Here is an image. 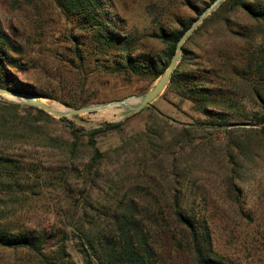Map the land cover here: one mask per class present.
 Listing matches in <instances>:
<instances>
[{
  "label": "rangeland",
  "instance_id": "374dc122",
  "mask_svg": "<svg viewBox=\"0 0 264 264\" xmlns=\"http://www.w3.org/2000/svg\"><path fill=\"white\" fill-rule=\"evenodd\" d=\"M249 1L264 3V0ZM107 2L109 15L122 21L120 31L140 34L150 32L158 24L168 29H182L198 17L209 0ZM210 14L182 44L187 51L186 59L178 64L179 59L175 65L179 70L177 74L184 75L180 85L187 90L203 85L208 88L207 97L212 101L233 100L234 112H222L217 108L212 111L228 125L236 123L245 129L254 128L244 120L259 111L250 94L249 86H253L254 81L252 77L250 82L245 81L238 75L243 60L248 58L244 50L246 44L230 35L217 17ZM229 17L231 29L240 31L246 27L247 18L240 10ZM70 26L50 0H30V3L0 0V27L21 47L19 54H12L19 69L11 68V71L19 81L33 85L43 102L62 109L66 106L60 101L78 94L81 99L89 100L84 105H94L141 95L154 85L156 80L149 88V84L135 78L126 81L109 77L101 72L99 65L90 63L83 67L86 81L79 90L75 63L69 61L71 57L66 50L69 44L64 30ZM162 49L159 43L151 42L136 53L149 51L158 57ZM165 87L149 107L136 113L126 114L115 107L61 121L53 117L54 121L45 123L48 132L64 140H69V130L75 129L83 144L91 129L104 123L120 122L119 128L95 138L97 149L107 154L99 162L97 175H93L94 169L89 174V151H83L82 147L69 159L57 149L15 143L2 146L0 142V153L9 157L0 166V230L38 237L49 233L39 253L0 246V264H95L86 258L89 250L78 227L96 222L99 228L104 225L97 212L104 211L111 201L109 179L115 178L120 153L114 150L126 141L120 161L127 160L131 155L129 142L156 120L155 115L156 121L160 124L166 121L171 127L206 122L191 98H184L176 88ZM0 100L15 103L3 95ZM169 137L165 136L164 140ZM202 137L193 140L192 145H205L204 152L186 149L185 154L192 164L189 178L195 180L197 186L194 197L200 204V213L206 218L213 251L229 264H264V149L251 159L239 158L238 165L232 168L224 156L226 137L222 132L208 131ZM124 167V171L119 172L123 189L133 180L129 165ZM231 178L241 191L238 205L225 199V185ZM188 187L183 190L187 199L192 195ZM159 248L162 264H189L184 254L172 251L169 245L161 243Z\"/></svg>",
  "mask_w": 264,
  "mask_h": 264
},
{
  "label": "trees",
  "instance_id": "16d2710c",
  "mask_svg": "<svg viewBox=\"0 0 264 264\" xmlns=\"http://www.w3.org/2000/svg\"><path fill=\"white\" fill-rule=\"evenodd\" d=\"M26 1L30 3V0ZM50 1L71 24L69 29L64 30L69 44L66 50L71 57L69 61L75 63L78 78L76 86L79 90L86 81L83 67L90 63L99 65L101 72L109 77L126 81L135 78L149 84L150 88L166 68L177 40L191 24L183 25L182 29H168L158 24L150 32L134 34L120 31L122 21L109 15L107 0ZM212 1L209 0L205 8ZM238 10L247 18L246 27L240 31L229 27V16ZM210 16H216L230 35L246 44L244 50L248 58H243L242 73L238 75L245 81L250 82L251 77L254 81V85L249 88L259 111L244 117V120L255 127L245 129L236 123L228 125L212 109L234 112L235 102L230 99L210 100L207 97L209 90L203 85L187 90L180 85L184 75L177 74L179 70L175 68L166 87L176 88L184 98H191L206 122L171 127L163 120L160 124L155 115L156 120L129 142L131 155L127 160L120 161V153L124 151L126 141H123V146L114 150L120 153L117 155L119 165L115 178L113 181L109 179L111 201L104 207V211L97 212L98 218H103L104 225L99 228L98 224L95 225L98 223L96 222L86 223L85 226L90 225L89 228L82 224L78 227L89 250L86 256L88 261H94L95 264H162L159 246L165 243L172 251L184 254L189 264H229L213 251L206 218L200 213V204L194 197L197 196V186L195 180L189 178L192 164L185 151L204 152L205 145H192V141L202 139V134L208 131L222 132L226 137L224 156L232 168L238 165L239 158L251 159L264 149V3L224 0ZM193 21L194 19L191 20ZM151 42L163 47L160 56L155 57L149 51L136 53ZM20 52L21 47L0 27V88L39 96L33 85L19 81L11 71V68L19 69L17 59L12 54ZM186 55L187 51L182 47L178 64L185 62ZM60 102L66 107L74 108L87 104L89 100L81 99L77 94ZM54 120L40 109L0 100V142L2 146L15 143L57 149L69 156V159L78 150H82V147L83 151H89V174L94 169L93 175H97L99 162L107 154L97 149L95 138L119 128L120 122L104 123L91 129L86 133V142L82 144L73 128L69 130V140L48 132L45 123ZM58 120L61 121L62 118ZM168 135L170 137L165 141L164 138ZM208 145L210 146V142ZM8 158L0 153V166ZM126 164L133 172V180L123 189V179L119 172L124 171ZM186 187L192 192L188 199L183 194ZM224 193L226 200L238 205L241 191L233 178L226 183ZM92 211L96 212V209ZM48 235L46 233V236L38 237L0 230V246L26 248L39 253Z\"/></svg>",
  "mask_w": 264,
  "mask_h": 264
},
{
  "label": "water",
  "instance_id": "95a60500",
  "mask_svg": "<svg viewBox=\"0 0 264 264\" xmlns=\"http://www.w3.org/2000/svg\"><path fill=\"white\" fill-rule=\"evenodd\" d=\"M224 0H213L208 7H206L196 19L190 24L186 31L179 37L175 44V50L171 56L166 68L163 73L157 78L153 87L142 93L141 95H130L118 100H111L100 104L94 105H82L74 108L63 107L62 109L52 108L39 101V96L22 94L18 92L9 91L7 89L0 88V95L6 96L13 100L15 103H21L30 107L40 109L47 115L54 118H70L78 116L84 113H92L102 110H111L115 107H119L126 114L136 113L141 111L145 107H149L151 102L162 92L166 84L168 83L169 77L175 68L177 61L180 59L182 54V44L195 30L197 25L218 7Z\"/></svg>",
  "mask_w": 264,
  "mask_h": 264
},
{
  "label": "bare ground",
  "instance_id": "6f19581e",
  "mask_svg": "<svg viewBox=\"0 0 264 264\" xmlns=\"http://www.w3.org/2000/svg\"><path fill=\"white\" fill-rule=\"evenodd\" d=\"M39 101L42 102V103H44V104H46V103L43 102L41 99H39ZM46 105H48V104H46ZM48 106H49V105H48ZM50 107H51V106H50ZM52 108L60 109L58 106H54V107H52Z\"/></svg>",
  "mask_w": 264,
  "mask_h": 264
}]
</instances>
